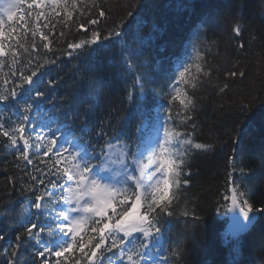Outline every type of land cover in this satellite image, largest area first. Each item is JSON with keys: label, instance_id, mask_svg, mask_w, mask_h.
<instances>
[{"label": "snow or ice", "instance_id": "1", "mask_svg": "<svg viewBox=\"0 0 264 264\" xmlns=\"http://www.w3.org/2000/svg\"><path fill=\"white\" fill-rule=\"evenodd\" d=\"M105 3L7 0L0 10V105L5 106L0 111V137L24 164L15 167L29 177L28 181L21 177L19 194H32L14 237L5 241V233H0V241L5 242L0 247L2 264H20L21 249L29 241L36 246L34 264H177L182 257L181 243L166 247L165 240L172 228L171 218L179 212L200 219L187 202L181 207L180 201L191 185L193 154L210 153L216 147L196 139L197 92L213 83L214 68L219 71L201 51L205 42L199 33L192 49L195 55L180 61L169 77L164 94L167 103L159 105L151 123L141 120L135 138L109 124L111 134L99 126L93 129L94 143L88 129L91 111L83 117L78 111L64 113L66 119L82 121L80 135L65 132L68 125L54 127L56 120L37 124L32 119L34 110L55 99L49 95L45 100L47 89L41 90L50 66L57 65L62 56L78 58L108 47L122 36L125 24L142 6L135 0L126 6L124 16L112 20V9ZM261 8L264 13V3ZM242 19L241 12L232 26L235 37L245 31ZM73 29L85 35L69 38ZM249 36L250 46L258 37L254 32ZM236 47L244 50L245 43L238 40ZM245 75L239 61L224 70L225 80H243ZM47 85L54 87L55 82L48 79ZM143 87L141 78L134 76L129 103ZM215 87L217 94H223L229 85L216 83ZM255 99L253 95L241 101L237 106L240 117L247 119ZM124 127H128L127 121ZM246 131L238 124L231 134L234 146L228 157L227 191L217 208L228 216V236L234 239L254 228L261 219L258 214L264 213V207H255L241 187L250 171L238 162ZM36 161L44 167H38ZM7 199L11 201V192ZM3 204L0 200V211H7Z\"/></svg>", "mask_w": 264, "mask_h": 264}, {"label": "trees", "instance_id": "2", "mask_svg": "<svg viewBox=\"0 0 264 264\" xmlns=\"http://www.w3.org/2000/svg\"><path fill=\"white\" fill-rule=\"evenodd\" d=\"M134 2L106 0L105 7L112 9V20H117L125 15L126 6ZM140 3L142 6L125 24L122 36L110 41L108 47H100L99 51L82 59L62 56L57 65L50 66L45 81L46 97L51 95L56 102L60 96L64 104L51 114L68 125L71 122L70 118H65V112L78 111L83 117L85 112L91 111L90 130L97 126L109 129V124L117 127L131 120L132 112L141 119L144 111L139 94L132 103L127 99L133 77L146 82L140 94L146 97L147 103L152 106L167 103L164 94L168 91L169 77L180 61L195 55L192 49L199 33L205 42L206 60L210 65L219 66V71L214 68L213 83L205 84L197 92L196 139L212 142L216 147L210 153L193 154L191 185L180 198L181 207L187 202L200 219L195 221L178 212L171 218L172 228L165 236L166 247L180 241L182 257L177 264H261L264 213L258 214L261 219L254 228L234 239L226 238L228 216L217 208L227 191L228 157L234 146L231 134L238 124L247 130L238 162L250 169L241 187L255 207H264V13L261 8L264 0H140ZM241 12L245 31L241 37H235L232 26ZM111 23L109 20L107 26ZM59 31L58 26L57 37ZM253 32L258 38L249 46V34ZM82 35L85 34L76 33L74 29L68 34L69 38ZM238 40L245 43L244 50L237 49ZM236 61L245 71V78L225 80L224 70L230 69ZM163 69L167 70L168 77L161 73ZM48 79L55 82L54 87L47 85ZM216 83H227L229 88L217 94ZM253 95L256 97L253 108L247 119H243L237 106ZM4 110L5 106L0 105V111ZM4 139L0 137V200L4 201L7 211H0V233H5V241H8V237H14L23 207L32 194L24 195L26 199L22 201L20 180L23 177L28 181L29 177L15 167L21 163L23 168L24 164L15 159L14 150L4 146ZM36 164L44 167L39 161ZM9 192L12 193L10 202ZM4 244L0 241V247ZM35 247L32 241L24 244L20 264H34ZM3 260L0 256V264Z\"/></svg>", "mask_w": 264, "mask_h": 264}, {"label": "bare ground", "instance_id": "3", "mask_svg": "<svg viewBox=\"0 0 264 264\" xmlns=\"http://www.w3.org/2000/svg\"><path fill=\"white\" fill-rule=\"evenodd\" d=\"M201 40H202V39H201ZM202 41H203V40H202ZM200 47H201V51H203L205 45L201 44ZM164 48H165V45L163 44V49H164ZM168 48H169V49H172V47H169V46H168ZM87 56H88V55H83V56H81V57H79V58L82 59V58H85V57H87ZM147 56H149V55H147ZM149 57H150V56H149ZM168 58H170V57H168ZM160 63H162V61H160ZM160 63H159V64H160ZM160 67H161V64H160ZM159 69H160V68H159ZM158 71H159V70H158ZM161 73L164 74L165 77H168L167 70H164V69H163V70L161 71ZM154 79H156V78H154ZM167 79H168V78H166V80L163 81V85H165V86H166V84H168V83H167ZM141 80H142V82H143V85L145 86L146 82H145L142 78H141ZM148 84H149V83H148ZM146 86H147V85H146ZM72 99L76 101L77 98H76V99H75V98H72ZM25 199H26V196H23V197H22V201H24ZM8 239H11V237H8Z\"/></svg>", "mask_w": 264, "mask_h": 264}]
</instances>
